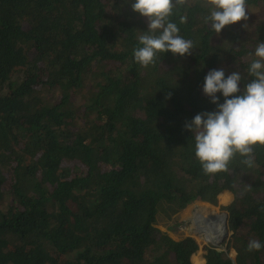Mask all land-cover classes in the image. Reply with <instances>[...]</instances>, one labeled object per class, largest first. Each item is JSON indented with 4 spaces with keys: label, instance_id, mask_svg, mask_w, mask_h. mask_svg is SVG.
Listing matches in <instances>:
<instances>
[{
    "label": "trees",
    "instance_id": "obj_1",
    "mask_svg": "<svg viewBox=\"0 0 264 264\" xmlns=\"http://www.w3.org/2000/svg\"><path fill=\"white\" fill-rule=\"evenodd\" d=\"M134 2L0 0V264H264V248L247 250L264 244V146L252 167L237 154L205 174L184 129L216 109L209 71L239 72L241 92L254 79L264 0H246L248 20L220 33L210 0L177 4L169 21L192 53L148 67L133 56L148 30ZM227 194L229 256L176 220Z\"/></svg>",
    "mask_w": 264,
    "mask_h": 264
},
{
    "label": "clouds",
    "instance_id": "obj_2",
    "mask_svg": "<svg viewBox=\"0 0 264 264\" xmlns=\"http://www.w3.org/2000/svg\"><path fill=\"white\" fill-rule=\"evenodd\" d=\"M184 3L185 0H135L131 4L132 11L148 21V30L138 37L141 46L133 52L142 67L155 64L160 53L191 55L192 41L180 36L177 25L169 21L175 6ZM210 3L206 23L210 22L218 33L226 26L248 20L246 0H210ZM254 56L248 68L254 79L245 84L243 92L239 72L226 77L223 69L209 71L204 78L203 94L216 109L199 113L184 125L186 131L194 134L195 157L205 174L227 171L237 154L246 157L242 163L252 167L254 147L264 146V42H258ZM218 93L222 94L223 103ZM262 248L264 244L257 240H250L247 246L249 252Z\"/></svg>",
    "mask_w": 264,
    "mask_h": 264
},
{
    "label": "built area",
    "instance_id": "obj_3",
    "mask_svg": "<svg viewBox=\"0 0 264 264\" xmlns=\"http://www.w3.org/2000/svg\"><path fill=\"white\" fill-rule=\"evenodd\" d=\"M206 214L210 216L209 225L201 224V219L204 222L208 221V217L201 211H199V217L196 220V212L192 219V226L189 228V232L192 233L194 238L201 240L205 246H210L227 253V250L222 248L223 242H225L229 236V221L227 214H215L216 217L208 213V211ZM213 240L216 242H213Z\"/></svg>",
    "mask_w": 264,
    "mask_h": 264
},
{
    "label": "rangeland",
    "instance_id": "obj_4",
    "mask_svg": "<svg viewBox=\"0 0 264 264\" xmlns=\"http://www.w3.org/2000/svg\"><path fill=\"white\" fill-rule=\"evenodd\" d=\"M57 95H58V92H56V93L54 92L53 97L55 98V97H57ZM51 96H52V93L47 94L48 98H50ZM231 202H232V197L229 194H227L226 197L224 195L219 196L217 206L210 204V203H207V202L196 200V201L192 202L191 204H189L184 210L180 211L178 213L176 220H177V222L184 223L182 229L185 231L184 233H185L186 237L195 240L202 247V246H205L204 243L201 240L194 238L192 236V233L189 232V228L192 226V219L195 216L196 212L198 211V208L201 207L202 209L199 211L203 212L206 216L209 215V214H206L207 211L210 214H221V213L225 214L226 212L223 210V207L229 205ZM209 207L214 209V211L210 212ZM198 217H199V215L196 217V220L198 219ZM200 222L202 225L207 224V221L204 222V221H202V219ZM228 225H229V222H228ZM173 237L176 238L175 235ZM232 256H233V254H231L230 257H232ZM193 260L196 262L204 263L205 261L203 260V251L200 250L196 254V256L193 258Z\"/></svg>",
    "mask_w": 264,
    "mask_h": 264
},
{
    "label": "bare ground",
    "instance_id": "obj_5",
    "mask_svg": "<svg viewBox=\"0 0 264 264\" xmlns=\"http://www.w3.org/2000/svg\"><path fill=\"white\" fill-rule=\"evenodd\" d=\"M212 215L216 217L215 214H212ZM207 217H208V221H207V224H206V225H209V222H210V216L208 215ZM203 225H204V224H203ZM228 228H229V227H228ZM228 238H229V236L227 237V240H226L225 242H223V244H222V248H223V249H226V250H227V248H226V245L224 246V243L228 242ZM213 242H216V241L213 240Z\"/></svg>",
    "mask_w": 264,
    "mask_h": 264
},
{
    "label": "crops",
    "instance_id": "obj_6",
    "mask_svg": "<svg viewBox=\"0 0 264 264\" xmlns=\"http://www.w3.org/2000/svg\"><path fill=\"white\" fill-rule=\"evenodd\" d=\"M225 254H227V253H225ZM227 255L229 256V254H227ZM230 258H231V257H230ZM203 260H204V259H203ZM204 261H205V260H204ZM205 263H206V262H205ZM205 263H204V264H205Z\"/></svg>",
    "mask_w": 264,
    "mask_h": 264
}]
</instances>
